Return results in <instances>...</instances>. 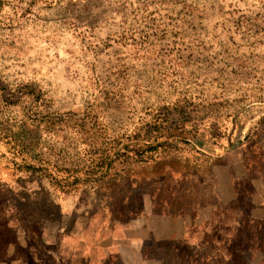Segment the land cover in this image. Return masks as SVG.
I'll return each instance as SVG.
<instances>
[{"label":"rangeland","instance_id":"374dc122","mask_svg":"<svg viewBox=\"0 0 264 264\" xmlns=\"http://www.w3.org/2000/svg\"><path fill=\"white\" fill-rule=\"evenodd\" d=\"M187 261L264 264V0H0V264Z\"/></svg>","mask_w":264,"mask_h":264},{"label":"crops","instance_id":"0c3cea01","mask_svg":"<svg viewBox=\"0 0 264 264\" xmlns=\"http://www.w3.org/2000/svg\"><path fill=\"white\" fill-rule=\"evenodd\" d=\"M8 254H9V252H8V250L6 251V255L4 256V257H6V259H5V261L6 260H8ZM3 261V260H2ZM5 263H7V262H5ZM187 264H191V262L190 261H187Z\"/></svg>","mask_w":264,"mask_h":264}]
</instances>
